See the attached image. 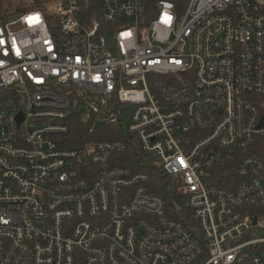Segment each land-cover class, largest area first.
I'll list each match as a JSON object with an SVG mask.
<instances>
[{"label": "built area", "instance_id": "1", "mask_svg": "<svg viewBox=\"0 0 264 264\" xmlns=\"http://www.w3.org/2000/svg\"><path fill=\"white\" fill-rule=\"evenodd\" d=\"M35 1L0 12V264H264V0Z\"/></svg>", "mask_w": 264, "mask_h": 264}, {"label": "trees", "instance_id": "2", "mask_svg": "<svg viewBox=\"0 0 264 264\" xmlns=\"http://www.w3.org/2000/svg\"><path fill=\"white\" fill-rule=\"evenodd\" d=\"M38 3L35 0H0V12L6 13H19L30 8H35ZM97 133L89 132V124L82 122L79 118H73L70 128V136L72 144H79L84 140L97 137ZM257 145L260 147L264 146V139L257 141ZM150 172V191H153L167 201L169 208H174L173 202L178 203L180 196L176 194V187L173 183L166 181L161 175ZM173 201V202H172ZM185 215V211L177 209L174 212L175 217H182Z\"/></svg>", "mask_w": 264, "mask_h": 264}, {"label": "rangeland", "instance_id": "3", "mask_svg": "<svg viewBox=\"0 0 264 264\" xmlns=\"http://www.w3.org/2000/svg\"><path fill=\"white\" fill-rule=\"evenodd\" d=\"M75 109H77V111L79 112L81 118L84 117V115H85L86 112H87V107H86L85 105H83L81 102H77V103H75ZM152 159H153V157H152ZM144 161H146V160H143V162H144ZM148 161H149V162H152L153 160H148ZM163 198H164V197H163ZM164 199H165V198H164ZM172 202H173V201H172ZM166 203H167V201H166ZM176 204H177L176 202H173L174 207L177 208V205H176ZM263 234H264L263 231H260V232L257 233V235H263ZM193 264H197V263H193Z\"/></svg>", "mask_w": 264, "mask_h": 264}, {"label": "snow or ice", "instance_id": "4", "mask_svg": "<svg viewBox=\"0 0 264 264\" xmlns=\"http://www.w3.org/2000/svg\"><path fill=\"white\" fill-rule=\"evenodd\" d=\"M27 19H28L30 22H35V21L38 20V14H36L35 17H28ZM0 43H2V41H0ZM17 54H19V53H17Z\"/></svg>", "mask_w": 264, "mask_h": 264}]
</instances>
